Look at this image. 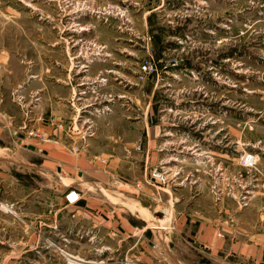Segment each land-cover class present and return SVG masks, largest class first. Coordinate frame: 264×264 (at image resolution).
Here are the masks:
<instances>
[{"label": "rangeland", "instance_id": "rangeland-1", "mask_svg": "<svg viewBox=\"0 0 264 264\" xmlns=\"http://www.w3.org/2000/svg\"><path fill=\"white\" fill-rule=\"evenodd\" d=\"M94 77L91 97L114 100L105 137L127 124L118 144L92 145L95 159L103 169L114 149L127 150L120 175L131 186L127 199L142 198L132 191L137 181L152 188L155 209L172 213L163 236L175 254L171 263L156 253L153 263L127 241L102 240L97 264H264V251L256 262L223 247L210 255L189 239L198 223L180 220L185 213L195 219L205 204L219 219L212 225L216 238L245 245L250 236L264 237V0H0V155L40 164L42 140L37 127L30 129L40 91L77 94ZM69 103L72 123L54 127L84 132L64 146L70 159L88 148L94 120L82 132L84 118ZM45 167L55 178V167ZM0 169L17 180L15 188L7 180L0 188V264H83L67 262L55 249L75 257L70 236L42 235L50 222L19 214L31 189L34 202H61L60 193H47V172L2 163ZM65 171L71 174L58 185L64 194L73 189L80 200H105L86 179Z\"/></svg>", "mask_w": 264, "mask_h": 264}, {"label": "crops", "instance_id": "crops-1", "mask_svg": "<svg viewBox=\"0 0 264 264\" xmlns=\"http://www.w3.org/2000/svg\"><path fill=\"white\" fill-rule=\"evenodd\" d=\"M94 79L96 78L94 77L92 82L88 83L84 89L79 88L76 92L77 94L72 92V90L71 92L70 90L63 92L62 90L44 91L43 89L40 91V112L33 118V123L30 126V129L37 127V131L40 133V140H42L40 145H42L43 149L39 151V153L43 160H41L40 164L36 165L35 163H29L28 160L25 161L12 157H2L0 155V163L2 164L20 167L27 169L31 173L42 175L47 172L46 176L49 177V180L45 187L48 195H54L55 192L58 194L60 193L59 196L61 202L57 203V206H55L54 203L47 202V200L32 201L31 196L35 190L31 189L26 195H24L25 200L19 202L20 205L24 206L23 210H25L26 213L22 214V210L19 214L25 215L26 218L32 216L39 220H42L40 217H43L44 221H47V224L50 222L49 225H44L45 228L43 230L45 232H43L42 235H50L53 238L61 239L62 241H67L66 237L70 236L72 238V245L69 247L71 248L72 255L75 257L82 256L81 258L84 259L85 253H88L89 258L84 259L86 262H82L83 264H97L95 257L96 253H98L97 245L102 240L106 243L109 240L114 241V244L117 242L119 243L120 241H127L126 243L131 244L129 247L130 251H136L137 254H139L137 255L139 257L141 254L143 256L144 252L147 251L149 257L153 258V263H155L154 258L156 253L158 256V254L162 252V254H165L172 263V256H175V254L172 251L171 246L167 243L171 241H169L170 239L167 240L168 237L165 238L163 236L164 232L167 230L165 227L172 223V213L162 215L155 209L152 188L142 185L141 181H137L139 186L135 189H131L136 193H140L142 198H137L134 201L127 199L129 198V193L126 190H129L131 186L125 185L120 181L122 163H126L128 158V156H126L127 150H124V155H120L122 153L121 150L119 148L114 149L112 155H108L109 158L107 165L103 169H100L98 161L95 159L96 156L92 145L94 143H99L98 141L101 143H105L106 141L117 143L118 141L119 143L120 140L125 138L123 137L121 130H127V124L123 126L121 123L119 127L120 131L113 137H107V140L105 137L106 132L102 130H108L113 126L111 115L114 112V100L112 97L103 98L104 95L98 100L91 97L90 93H93L92 84L96 81ZM79 85L84 86L82 83ZM74 97L75 100L73 99ZM119 97L122 98V96ZM72 99L74 102L73 104L76 106L75 110H79L82 119L84 118V126H81L80 129H82V132L86 127V129L89 130V126L86 125L89 124V121L94 120V134L92 137L90 136L86 139L88 148L84 149L83 152L72 155L69 159L65 156L66 151L64 150V146L76 142L81 138L84 132L80 135L78 132H72L74 128H71L70 131L63 134L57 132L54 124L63 123L68 125L69 123H72V115L70 114L72 110H70L67 105L69 101L71 102L69 104L73 105ZM120 105H122V101ZM95 113L101 115L98 116L99 114ZM2 130L3 129L0 128V131ZM124 144L128 145L129 143L124 142ZM21 149L31 155H35V148L32 151L27 150L24 147ZM45 163H50V165L55 167V173H53L55 178L50 176L49 168H42ZM65 170L74 171L77 178L86 179L85 182L92 185L94 188L93 193L99 192L103 195L105 200H79L76 204L70 207H65L63 202L64 191L62 190L63 193H61L62 191L60 190L62 187L59 190L58 186L59 181L64 180L65 174H71L67 173ZM14 171H16V169H14ZM5 180H7L6 185L10 188H15L17 186V180L10 175V170H7L6 172L5 170L0 169V188L5 185ZM124 198H126V200H124ZM15 203L17 204L18 201H14L10 204L11 208L14 209ZM202 205L204 206L205 204ZM202 205V212L199 211V214L196 213L194 216L195 219L187 220V218H185V216H188L186 213L183 218H180L181 221L198 223L194 234L189 236L192 244L194 241H197L198 248L209 252L210 255L222 250L223 247L224 251L226 250L227 252L242 257H250L254 262H256V258H258L259 255V257H261L264 249L258 247V244H263L264 246V237L258 238L257 235L253 237L250 236V242L247 243L248 245L236 242L233 240V237L230 236L221 239L216 238L212 225H214L215 222H219L218 216L216 218L212 217L207 212L208 208H205ZM214 209L219 212V207ZM176 216H178L177 212ZM176 219L177 218L175 217V220ZM28 222L33 223L30 221ZM224 229L225 227H221L223 232ZM35 233L40 234L34 230V234ZM49 239L52 240V238ZM156 241L159 244L157 247L158 250H155ZM144 246H146L148 250H146ZM103 249L109 250L106 245L103 246Z\"/></svg>", "mask_w": 264, "mask_h": 264}, {"label": "built area", "instance_id": "built-area-1", "mask_svg": "<svg viewBox=\"0 0 264 264\" xmlns=\"http://www.w3.org/2000/svg\"><path fill=\"white\" fill-rule=\"evenodd\" d=\"M142 69L144 70L145 68L142 67ZM59 127L61 126V124L58 125ZM28 134L31 135V133L29 132ZM77 151L76 146H74L73 148H71V152L75 153ZM100 162L103 164L105 163V161L103 159H99ZM81 199L80 194L75 191V190H67V192H65V194L63 195V202L65 207H70L74 204H76L79 200ZM55 249L57 250V252H59L67 262H71V258H69L68 254L66 252H63V250L61 248H57L55 247Z\"/></svg>", "mask_w": 264, "mask_h": 264}, {"label": "bare ground", "instance_id": "bare-ground-1", "mask_svg": "<svg viewBox=\"0 0 264 264\" xmlns=\"http://www.w3.org/2000/svg\"><path fill=\"white\" fill-rule=\"evenodd\" d=\"M69 256V255H68ZM69 258H71L72 260H74V261H76V262H83V263H85L86 261H83V260H80V259H78L77 257H73V256H69ZM91 262V261H90ZM89 263V262H88Z\"/></svg>", "mask_w": 264, "mask_h": 264}, {"label": "water", "instance_id": "water-1", "mask_svg": "<svg viewBox=\"0 0 264 264\" xmlns=\"http://www.w3.org/2000/svg\"><path fill=\"white\" fill-rule=\"evenodd\" d=\"M25 147H26V149H28L30 151H32L34 149L32 146H25Z\"/></svg>", "mask_w": 264, "mask_h": 264}]
</instances>
